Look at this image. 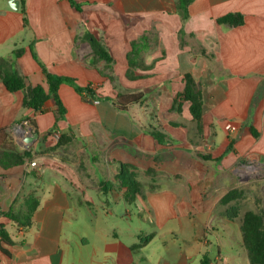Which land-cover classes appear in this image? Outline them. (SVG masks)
Segmentation results:
<instances>
[{"label":"crops","instance_id":"0c3cea01","mask_svg":"<svg viewBox=\"0 0 264 264\" xmlns=\"http://www.w3.org/2000/svg\"><path fill=\"white\" fill-rule=\"evenodd\" d=\"M76 2L80 11L70 0H0V58L15 62L27 86L47 88L34 50L50 73L95 92L62 84L66 114L57 121L53 101L35 112L0 75V157L30 154L0 165L8 237L0 236V264H251L241 224L249 211L264 220V0H194L184 23L177 0ZM229 13L244 24L217 22ZM87 32L111 68L90 63ZM143 35L139 62L151 68H135L144 77L131 80L128 54ZM185 75L202 92L201 124L177 97ZM138 92L143 103L126 112L108 99ZM26 120L32 130L16 136ZM153 129L173 142L160 144ZM31 195L40 205L24 228L4 213L18 215Z\"/></svg>","mask_w":264,"mask_h":264},{"label":"trees","instance_id":"16d2710c","mask_svg":"<svg viewBox=\"0 0 264 264\" xmlns=\"http://www.w3.org/2000/svg\"><path fill=\"white\" fill-rule=\"evenodd\" d=\"M194 0H177L178 13L181 16L183 23L189 18V6ZM72 6L80 11V5L76 0H70ZM221 25L230 26H240L244 24V16L241 13H229L217 20ZM24 25H28L27 18H24ZM180 34H184V29L182 28ZM86 39L89 41L94 56L90 63L92 65L96 64L99 60H104L107 66L111 68L114 63V59L108 52L104 44L100 41V38L91 32L85 33ZM148 36L143 35L138 40L132 42V50L128 54L129 70L127 72V78L131 80L143 78L144 75L137 73L135 70L140 68L142 70H148L151 67L142 65L139 62V56L141 53V47L147 42ZM32 49V48H31ZM22 53L21 50L15 51V56L18 57ZM33 57L38 61L43 69L45 75V82L47 88L43 85L37 86H27L25 82V77L22 76L17 68L16 64L12 60L6 58H0V75L5 88L12 93L23 91L25 93L24 106L33 109L35 112H42L47 101H53L56 105L55 116L56 120L64 119L66 114V108L59 96V87L62 84H68L72 86L79 94L86 95L87 97L94 98L95 92L91 86L83 87L79 85L78 81L74 78L67 76H57L50 73L47 68L40 62L34 50H32ZM112 79V77H110ZM185 90L183 93L178 94V98L189 101L191 103L190 110L195 120L200 124L203 115V96L201 90L198 88L194 79L190 75H185ZM144 94L138 93H118L115 98L110 99L119 111L126 112L132 105L141 104L144 101ZM148 132L160 143V144H170L173 141L167 137L163 132L153 129L148 130ZM6 131L1 130L0 134H4ZM257 137L258 134L254 132ZM69 140V137L62 136L59 139V145H64ZM30 156L29 152H24L23 154L18 153H3L0 157L1 167L7 169L9 167L21 165L25 162V159ZM0 175V181H1ZM238 192L233 191L229 193L223 199V202H228L235 198ZM39 200L31 195L29 196L23 205V208L19 210V214L15 215L13 212L14 208L10 212L4 213L7 217L15 220L22 227L28 228L32 224V217L36 209L39 207ZM1 215V213H0ZM231 217V215H230ZM241 230L243 233V242L245 248L248 252L251 264H264V220L261 214L254 212H247L241 224ZM6 231L3 227H0V236L3 239H7ZM151 236L141 240L140 244L137 246H142L147 242Z\"/></svg>","mask_w":264,"mask_h":264},{"label":"built area","instance_id":"2783aa9c","mask_svg":"<svg viewBox=\"0 0 264 264\" xmlns=\"http://www.w3.org/2000/svg\"><path fill=\"white\" fill-rule=\"evenodd\" d=\"M232 128V125L229 124L227 126V129H231ZM32 130V123L29 121V120H26L24 121L21 125L17 126L16 128H14L13 132L16 133V134H23L24 132L25 133H28ZM57 137H59V133H56L55 134ZM32 166H35L36 165V162H32L31 163Z\"/></svg>","mask_w":264,"mask_h":264},{"label":"water","instance_id":"95a60500","mask_svg":"<svg viewBox=\"0 0 264 264\" xmlns=\"http://www.w3.org/2000/svg\"><path fill=\"white\" fill-rule=\"evenodd\" d=\"M39 138V133L38 132H33L32 134L28 135L25 138V142L27 143L28 147H30L35 140Z\"/></svg>","mask_w":264,"mask_h":264},{"label":"rangeland","instance_id":"374dc122","mask_svg":"<svg viewBox=\"0 0 264 264\" xmlns=\"http://www.w3.org/2000/svg\"><path fill=\"white\" fill-rule=\"evenodd\" d=\"M15 134V133H14ZM17 136V134H15Z\"/></svg>","mask_w":264,"mask_h":264}]
</instances>
